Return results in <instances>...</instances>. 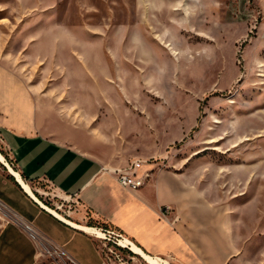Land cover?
Wrapping results in <instances>:
<instances>
[{"label": "rangeland", "instance_id": "374dc122", "mask_svg": "<svg viewBox=\"0 0 264 264\" xmlns=\"http://www.w3.org/2000/svg\"><path fill=\"white\" fill-rule=\"evenodd\" d=\"M0 65L72 106L76 125L101 122L119 148L159 149L149 162L230 208L239 258L229 264H264V0H0ZM120 112L126 131L139 130L126 143ZM133 113L148 116L151 134ZM9 168L17 172L0 136V200L34 217ZM30 188L99 231L100 245L106 227L87 209L46 183ZM50 222L42 214L33 226ZM109 240L115 264H147Z\"/></svg>", "mask_w": 264, "mask_h": 264}, {"label": "crops", "instance_id": "0c3cea01", "mask_svg": "<svg viewBox=\"0 0 264 264\" xmlns=\"http://www.w3.org/2000/svg\"><path fill=\"white\" fill-rule=\"evenodd\" d=\"M121 113L119 137L126 143L128 135L139 130L126 131ZM74 115L72 106H60L59 97L41 93L38 85L0 65V136L16 173L31 193V185L43 182L58 195L74 199L106 229L122 234L126 240L119 241V246L128 247L141 259L140 253L169 264H229L239 258L231 236L234 222L229 207L209 201L186 175L149 162L158 153L156 147L143 149V142L139 145L135 141L119 148L116 133L106 134L101 122L88 129L90 121H84L80 127ZM126 115L129 118L130 112ZM147 117L142 120L133 113V120L141 119L144 130L151 134ZM136 159L144 161L140 173H153L142 188L128 191L107 170L124 168ZM14 180L25 201L38 211L33 217L8 204L17 214L10 210L6 221L15 223L0 224V264H57L43 254L49 245L63 248L78 264H101L97 242L91 238L96 229L58 214L61 219ZM164 207H170L171 212L162 215ZM42 214L52 222L49 231L34 227L41 238L39 243L23 228L25 221L33 226Z\"/></svg>", "mask_w": 264, "mask_h": 264}, {"label": "built area", "instance_id": "2783aa9c", "mask_svg": "<svg viewBox=\"0 0 264 264\" xmlns=\"http://www.w3.org/2000/svg\"><path fill=\"white\" fill-rule=\"evenodd\" d=\"M143 164L144 161L140 159H136L129 162L128 165L124 168L107 170V172L111 173L115 181L123 189H126L128 191H137L148 182V180L150 179L153 173V171H146L140 173V169ZM0 204H1L0 206L1 211L10 214L9 211L11 209L1 200H0ZM170 212H171L170 207H164L161 211L162 215L169 214ZM9 222L11 221H6V223ZM25 222H26V226L23 229L27 232V234L33 241L40 243L41 238L38 231L34 228V226H32L30 222L27 221ZM99 230L102 231V233L104 234V239H98L100 241V245L98 246V251L101 256V264H115L114 259L117 258V255L111 248H108L106 246L105 241H110L109 239H115V242H113V244L119 246L118 245L119 241L126 239L122 236V234L115 232L113 230H108V229L105 230L99 229ZM43 254L48 259L54 261L57 264H78L74 261V259L70 255L66 253V251L63 248L49 245L48 247L43 248Z\"/></svg>", "mask_w": 264, "mask_h": 264}, {"label": "bare ground", "instance_id": "6f19581e", "mask_svg": "<svg viewBox=\"0 0 264 264\" xmlns=\"http://www.w3.org/2000/svg\"><path fill=\"white\" fill-rule=\"evenodd\" d=\"M8 172L14 179H16L22 185L23 190H25L33 199H36V198H34L33 194L31 193L29 187L25 184V182H23V180L20 178V176L15 171H13L12 169L9 168ZM0 206H1V204H0ZM51 212L54 213V211H51ZM0 214L2 215V216H0V220H3V221L5 220L6 221L8 219L9 214H7L6 212L5 213L2 212L1 209H0ZM54 214L58 216V214H56V213H54ZM58 217H60V216H58ZM25 226H26V224H24V228H25ZM94 232H96L94 234L95 236H97V237H101L102 236V234L99 231H94ZM122 248H126V249L130 250L128 247H122ZM133 251L135 253H138V254L140 253L139 251L136 250V248H133ZM139 255H142V259L147 264H169L167 261H164V260L159 259V258H149V257H147V256H145V255H143L141 253Z\"/></svg>", "mask_w": 264, "mask_h": 264}]
</instances>
